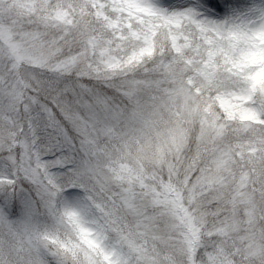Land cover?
Returning <instances> with one entry per match:
<instances>
[{
  "label": "snow or ice",
  "instance_id": "snow-or-ice-1",
  "mask_svg": "<svg viewBox=\"0 0 264 264\" xmlns=\"http://www.w3.org/2000/svg\"><path fill=\"white\" fill-rule=\"evenodd\" d=\"M0 264H264V0H0Z\"/></svg>",
  "mask_w": 264,
  "mask_h": 264
},
{
  "label": "clouds",
  "instance_id": "clouds-1",
  "mask_svg": "<svg viewBox=\"0 0 264 264\" xmlns=\"http://www.w3.org/2000/svg\"><path fill=\"white\" fill-rule=\"evenodd\" d=\"M51 222L47 220V217H41V224H50Z\"/></svg>",
  "mask_w": 264,
  "mask_h": 264
}]
</instances>
